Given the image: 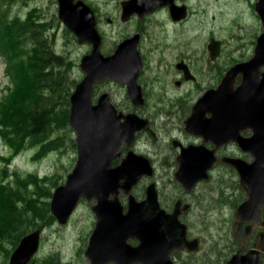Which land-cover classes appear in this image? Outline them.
Listing matches in <instances>:
<instances>
[{
    "label": "water",
    "instance_id": "95a60500",
    "mask_svg": "<svg viewBox=\"0 0 264 264\" xmlns=\"http://www.w3.org/2000/svg\"><path fill=\"white\" fill-rule=\"evenodd\" d=\"M152 1L151 6L144 0L124 1L123 20H127L130 13L144 14L164 3L163 0ZM58 2L60 19L77 35L79 43L87 41L94 49L82 59L80 66L86 76L70 97L69 125L76 134L78 160L66 183L54 191L51 213L64 225L81 198L98 200L93 207L98 218L86 250L91 264H172L170 252L180 248L185 241L187 228L179 220L178 207L171 215L161 209L154 183L148 187L144 201L137 202L132 194L133 187L145 174L153 175L150 161L130 151L120 165L112 166L113 160L121 154L122 139L126 138L131 145L141 122L147 121L136 114L118 115L108 93L103 94L97 104L92 101L96 82L118 79L127 82L134 103L143 104L141 86L137 84L142 67L135 51L137 36L120 43L117 55L104 56L100 52L101 36L91 7L82 0ZM168 5L174 14L177 7L173 1ZM256 10L264 23V0L257 2ZM258 41L255 56L247 63L234 66L219 87L207 91L196 104L186 129L202 136L204 143L182 147L181 165L175 174L188 190L197 182L209 179V170L217 161L216 150L205 145L209 141L217 147L236 142L243 151L251 154V162L236 157L223 158L237 170L241 186L247 193L246 201L236 210L233 225L242 249L254 234V224L260 220L259 209L264 206V71L260 72L264 67V33ZM209 47L216 58L220 43L214 40ZM126 51L132 53L131 56L124 57L122 53ZM124 60L128 61L127 69ZM243 70H246L243 83L235 89L231 77ZM205 109L211 111L212 117H206ZM122 119L125 120L123 123ZM242 129H251L253 134L244 137L240 134ZM121 190L129 195L126 212L119 196ZM262 226L264 228V222ZM131 238L138 239L139 244L131 245L128 241ZM40 240V229L25 235L13 251L9 264H28L36 255ZM193 242L196 244L197 240ZM254 246L245 254L240 250L228 264H260V255L264 253V230L257 235Z\"/></svg>",
    "mask_w": 264,
    "mask_h": 264
},
{
    "label": "rangeland",
    "instance_id": "374dc122",
    "mask_svg": "<svg viewBox=\"0 0 264 264\" xmlns=\"http://www.w3.org/2000/svg\"><path fill=\"white\" fill-rule=\"evenodd\" d=\"M87 1L95 6L100 16L101 31L105 35L103 47L105 51H111L112 53L117 44L126 36L134 34L140 25L147 30L145 32L148 38L145 41L147 51L152 48H159L164 41L163 38H167L169 35L166 28L168 20H165L167 16L164 17L165 23L161 20L162 27H164L161 31V28L158 29L159 26L156 22L145 20L140 23L136 19L129 23L121 22V2L123 0ZM189 1L192 8L195 9L192 2L197 8V6H205L207 0H201V4L198 0ZM209 1H211L210 10L212 13L210 12V16L201 19V23L198 24V31L200 32L190 37L193 40L196 36L205 35L206 28L202 29L200 25H209L210 32L225 45L218 61L221 65L222 74L223 65L226 67L233 57L247 54L253 41V32L262 31L263 25L258 12L252 6L255 0ZM150 3H152V0H149L147 5ZM223 8L228 10L226 16L220 15V10ZM31 11H35L34 16H36L38 23L47 22L51 27L49 31L44 32V36L55 53L67 59L63 71H67L65 78L68 85L72 82L77 84L82 81L85 74L80 68L81 59L90 49L79 44L76 34L69 30L60 19L58 0H0V12L7 15L9 20L15 18L24 20ZM212 14L215 15V18H212ZM238 16L239 19H237ZM160 17L159 14L158 18ZM109 18L114 19L115 22L108 23ZM239 22L243 25H240L241 29L235 30L234 25ZM244 36L246 38H243ZM244 46L246 50L243 49ZM30 52L32 53L25 45L19 54L21 59L20 71L17 77L18 84L15 88L12 78L6 72V62L0 56V102L4 100L6 95L12 94V90H14V100L3 110L6 112L3 119L5 124H9L23 111L25 106L33 101V82H31L28 68L22 62L25 60V54ZM159 59L158 57L155 58L156 61ZM167 60L171 61V58ZM204 61V59L200 62L196 60L199 72L208 68V66L204 67ZM154 67H156V63H154ZM155 72L156 74L151 77V80L145 81L149 86L148 92L154 96V99L164 93L174 98H181L182 95H185L184 91L175 92L178 88L173 82L175 75L173 64L165 67L164 72L159 68H156ZM221 74L219 67L216 66L214 79L220 77ZM157 77L163 80L162 84L152 81ZM74 87L75 85L73 89ZM185 90L186 92L194 91L192 85H189ZM103 92L109 93L115 103L120 105L130 103L126 100L128 98L126 90L119 83L104 82L97 89V98ZM152 106L149 107L150 113L156 115L160 106ZM162 119L166 120V117H160V120L164 122ZM53 139L57 141L56 145L53 146L54 148L47 149L48 151L41 156L39 152L41 147L35 146L23 149L19 144L8 138L12 143L11 145L0 134V185L8 186L14 193L10 197H8V194L3 195V200H7L11 204L0 209V264H9L11 255L17 247L10 244L11 235L9 233L6 237L2 235L7 221L9 224L11 219L19 220L21 226L27 222V220L20 219V217H14L20 210L24 198L30 193V201H33L34 206L36 208L42 206L44 202L48 201L49 196H47V193L53 190V181L59 185L65 183L68 174L76 165L78 153L76 135L73 129L70 126L67 129H59L53 135ZM159 139L162 140L161 145L157 143ZM159 139H152V143L154 145L158 144L160 148L155 147L152 143L150 144L148 139H146L144 147L147 150L151 149L150 153L156 162L154 181L159 183V189L162 198H164L163 201H169L179 195L178 187L180 185L175 180L177 169L175 164L165 165L169 162L168 152L172 151V147L168 145L170 138L167 137V134L162 133ZM184 139L186 140V138ZM33 175L38 176L40 179L38 183H34L35 178ZM44 178H46L45 181ZM148 182H141L135 193H140V190ZM245 197L246 193L240 186L238 173L227 164H220L212 172L209 180L200 183L193 193L186 196L193 207L192 212L185 219L189 220L195 236L200 238L201 250L205 252H200V254L183 264H226V260L229 259V256L238 246L237 240L234 238L233 222L238 204L242 203ZM95 204L96 199L94 198L91 200L82 199L69 222L61 225L55 220L52 224H47V227L43 228L39 252L30 264H91L86 256V250L90 235L97 222L93 211Z\"/></svg>",
    "mask_w": 264,
    "mask_h": 264
},
{
    "label": "flooded vegetation",
    "instance_id": "af4514ba",
    "mask_svg": "<svg viewBox=\"0 0 264 264\" xmlns=\"http://www.w3.org/2000/svg\"><path fill=\"white\" fill-rule=\"evenodd\" d=\"M82 1H84L87 5L91 7L96 17L97 30L101 36V42H100L99 48H100V52L102 55L104 56L117 55L118 54L117 49L120 43H122L126 39L137 36V41L135 43V51L137 52V55L142 65L141 70H140V75L137 79V84L141 86V90H142L143 97H144L143 104L136 105L134 103V99L129 94V88H128V84L126 81L124 83L120 82L118 79L107 80V81H113V82L119 83L120 86L126 90V93L128 95V98L126 100L130 103L126 105L124 104L120 105L119 103H115L112 101L110 97L111 102L117 108L118 115L123 114L124 116H128L129 114H136L141 119L146 120L147 122L146 123H143L144 121L141 122V128L136 132L135 139L131 145L128 144V141L126 138L122 139V143L120 145L121 154L118 158L113 160L112 166L116 167L120 165L123 159L126 158V156L128 155L130 151H133L135 154H138V155H143L150 161V164L154 170L153 176H144L137 183V185L133 187V194L137 202L144 201L148 195L147 194L148 187L152 183H154L156 185V189L158 192V201H159L161 209H163L168 215H171L174 213L175 209L178 207L180 211L179 220L181 221V223H183L187 227L186 232H185V237H184L185 241L182 243V245H180V248L172 249L169 257H170V260L172 261V264H183L189 259H192L194 256L200 254V252L202 253L205 252L201 250L202 246H201L200 238L195 236V234L192 232L189 220L185 219V217L190 215V213L192 212V207H193L192 203L188 201L186 196L193 193L195 188L200 183L206 180L197 182L192 189L188 190L184 187L182 182L176 179V176H175V180L180 185L178 187L179 195H177L173 200L171 199L169 201H165V200L163 201L164 198H162V195L159 189V183L157 181H154L155 172H156L155 159L152 157L150 153L151 149L147 150L144 147L146 139H148V141L151 144L152 139L158 140L160 136L162 135V133L167 134V137H169L171 141V144L169 141L168 145L172 147V151L168 152L169 162L168 164L165 163V165L175 164V166L177 167L176 171H178L181 165L179 158H180V154L182 153V147L183 146L186 147L189 144L204 143V139L201 136H198L192 133L188 134V131L186 129L187 121L189 117L191 116V114L193 113L196 104L207 91L215 89L219 86L225 74H227L228 71L232 67L240 63L241 64L247 63L255 56L256 49H257L258 42H259L258 39L264 33V23L260 17L262 21V25H263V30L259 32L257 31L253 32L254 33V36L252 37L253 41L251 43L250 48L247 51V54L244 53L242 55L233 57L232 61L229 62L226 67L225 65L222 66L223 73L221 74V65H219L218 61H219V58L221 57L220 55L223 50L222 48L225 45L222 41L216 39L215 35L212 34V32H210L209 25L201 24L200 28L202 29L206 28V34L201 35V36H196L195 39L191 40L192 36L200 32L198 31V24L201 23V19L204 17L210 16L209 14L211 12L210 7L212 6L211 1L207 0L205 6L203 7L197 6V8L195 4L192 2V5L195 7V9H193L189 0H163L164 3H162L160 7L149 9V11H146L144 14H140L136 12L130 13V17L127 20H123L124 9H123L122 3L124 1H127V0H123L121 2V6H122L121 22L129 23L133 21L134 19H136L138 22L143 23L145 20H147V21L158 23V26H159L158 29L161 28V31H163L164 27H162L161 20H163V23H165L164 22L165 20H168V24L166 28L169 31V35L167 38L166 37L163 38L164 41L162 42L159 48L157 49L152 48L151 50L147 51L145 47V41L148 39L147 35L145 34L147 30H145V27L140 25L138 30L134 34L126 36L121 42H119L112 53L111 51L103 50L105 35L101 31V19H100V16L95 6H93L91 3H88L87 0H82ZM172 1H173V4L177 7L175 8V12H174V14H176L177 17L174 16V14L171 11L170 6L168 5ZM258 1L259 0H255L254 3H252V6L255 7V9H256V4ZM144 2L147 3L149 2V0H144ZM198 2L201 4V0H198ZM152 3L149 6H151ZM229 12H231V10H229ZM159 14L161 15L160 18H158ZM227 14H228V10L226 8H223L220 10V15L226 16ZM165 16H167V18L164 20ZM212 18H215L214 14H212ZM239 18L240 17L238 16L237 19ZM107 21L108 23L115 22V20L111 18H109ZM240 25H243V24L241 22L235 24L234 29L235 30L239 28L241 29ZM243 38H246V36H244ZM214 40L220 43V49L217 53V56H218L217 58H214L212 56L213 52L210 50V47H209L213 43ZM79 44L85 45L86 47L90 49L88 50V53L83 55L82 59L86 55H89L92 53V50L94 49L93 44L87 41L83 43H79ZM243 49L246 50L245 46L243 47ZM131 54L132 53L127 52V51L122 53L124 57L131 56ZM157 57L160 58L158 61L155 60V58ZM168 58H171V61H168L167 60ZM203 59L205 60L203 63L204 67L206 68L208 66V68L205 69V71L202 70L201 72H199L198 71L199 66H197L198 62L196 64V60L200 62ZM154 63H156V67H154ZM172 64H173L174 72H175L173 82H175L174 84L178 88V90H176L175 92L184 91V94L188 96L182 95L181 98H174L173 96H170L167 93H164L163 95H160L156 99H154V96L148 92L149 86L145 81L149 79L151 80V77L156 74L155 72L156 68H159L160 70H163L164 72L165 67H168L169 65H172ZM216 66L219 67L221 76L218 78L216 77V79H214V69L216 68ZM124 67L126 69L129 67L127 60H124ZM263 70L264 68H261L260 72H262ZM218 73H219V70H218ZM244 73H246V70L240 71L238 74H235L234 76L231 77V82L235 89L243 83ZM252 73H257V72L252 71ZM152 81L154 83L160 82L162 84L163 80L157 77L155 79H152ZM103 83L104 82L102 81L97 82L96 86L94 87L95 93L93 95L92 101L95 104L99 102V98L103 94L107 93V92H103L97 98V89L99 88V86H102ZM164 83H165V80H164ZM189 85L193 86L194 91L186 92L185 88H188ZM151 102L152 104H150ZM152 105L160 106L159 109L157 110L156 115H152L150 113L149 107ZM203 110L199 109V111L201 112ZM205 110L207 111L205 112L206 117L207 118L212 117L211 111L209 112V110L207 109ZM161 116L166 117V120L162 119L164 122L160 120ZM124 121L125 120L122 119V123ZM240 134L244 137H248V136H251L253 132L251 129H242L240 131ZM184 138H186V140ZM161 141L162 140L159 139L157 143L160 144ZM158 144H155V145L153 144V145L155 147L160 148ZM206 147L209 149H215V150L217 149L216 144L212 142L206 143ZM216 154L220 158L240 157L246 160H251L250 154L247 153L246 151H243L236 142H228L224 144L223 146L217 149ZM219 164H225V163L218 161L214 167V170L218 168ZM145 181H149V182L147 183V185L143 186L142 190H140V193H135V190L138 189L140 183L145 182ZM121 195H122L121 201L124 205V211L126 212L128 208V204H129V196L125 195L123 190H121ZM51 198H50V202H51ZM96 203H98L97 199H96ZM186 206H188V208H185ZM259 211H260V220L254 224L255 225L254 234L246 241L243 249H242L243 245L241 241L239 239H236L234 235V238L237 240L238 246L236 250L229 256V259L226 260V264H228V261L231 260L232 257L236 253H238L240 250H242L241 251L242 254H245L248 251L255 248L254 243L257 240V235H259L264 230L262 226V223L264 222V206L263 205L260 207ZM96 218H98L97 215H96ZM54 219L56 218L54 217ZM194 240H197L196 244L193 242ZM128 241L133 246H137L139 244V240L136 238H131ZM39 249L37 253L39 252ZM262 261L264 262V253L262 255ZM108 264H116V263L110 262ZM133 264H140V263H133Z\"/></svg>",
    "mask_w": 264,
    "mask_h": 264
},
{
    "label": "trees",
    "instance_id": "16d2710c",
    "mask_svg": "<svg viewBox=\"0 0 264 264\" xmlns=\"http://www.w3.org/2000/svg\"><path fill=\"white\" fill-rule=\"evenodd\" d=\"M34 15L35 11H31L24 20L20 18L9 20L7 15L0 12V56L6 62V72L12 78L15 88L20 71L19 54L26 45L32 53H26L22 62L28 68L33 82V101L9 124L3 122L6 115L3 110L14 100V90L0 102V134L5 139L9 138L16 142L23 149L41 147L39 152L42 156L48 151L47 149L51 150L56 145L57 141L53 139L55 132L69 128L70 96L75 83L68 85L65 78L67 71H63L67 59L56 54L44 36V32L49 31L51 27L47 22L38 23ZM9 143L12 145L10 141ZM33 177L34 183L40 181L38 176L33 175ZM43 180L45 181L46 178ZM57 186L58 183L53 181V189ZM52 192L53 190L47 193L48 201L38 208L34 206L33 201H30V193H28L21 202L20 210L15 216L12 215L27 220L22 226L19 225V220L11 219L9 224L7 221L2 235L4 237L8 233L11 235L9 242L13 247H16L27 233L35 229H43L47 224L55 221L50 211ZM6 194L8 197L14 195L11 188L0 185V209L11 204L3 200V195Z\"/></svg>",
    "mask_w": 264,
    "mask_h": 264
}]
</instances>
